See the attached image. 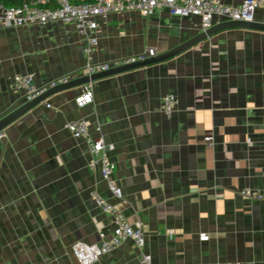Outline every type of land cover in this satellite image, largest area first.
<instances>
[{
    "label": "crops",
    "instance_id": "1",
    "mask_svg": "<svg viewBox=\"0 0 264 264\" xmlns=\"http://www.w3.org/2000/svg\"><path fill=\"white\" fill-rule=\"evenodd\" d=\"M254 22L264 24V9ZM202 33L199 18L167 9L114 15L88 55L73 25L5 29L0 120L27 103L15 76L49 86L88 64L166 54ZM92 85V104L77 106L83 86L53 94L4 131L0 264H79L73 246L99 244L114 227L95 194L147 236L144 250L127 241L95 264H145V255L151 264H264V200L241 195L264 188V32L223 31L167 62ZM169 95L178 100L172 117L162 110ZM81 120L93 140L115 147L122 199L90 167L88 143L67 129Z\"/></svg>",
    "mask_w": 264,
    "mask_h": 264
},
{
    "label": "built area",
    "instance_id": "2",
    "mask_svg": "<svg viewBox=\"0 0 264 264\" xmlns=\"http://www.w3.org/2000/svg\"><path fill=\"white\" fill-rule=\"evenodd\" d=\"M159 9H167L173 16L199 18L201 31L207 32L218 22H254L257 12L264 9V0H244L241 4H227L225 0H30L19 7L0 5V32L10 28L44 27L52 23L73 25L77 32L87 39L85 52L89 55L99 45L97 34L102 22H106L109 17L130 13L149 17ZM156 55V50L150 49L146 54L138 57L121 58L112 63L88 64L78 74L61 78L43 87L36 84L32 75H18L14 78V88L24 92L25 100L29 103L57 86L67 85L81 78H91ZM92 84L82 87L81 95L76 99L78 107L83 108L93 103ZM177 106V98L169 95L163 101L162 110L166 116L172 117ZM67 129L74 138L88 143L93 158L90 167L92 169L100 167L110 192L117 199H122L123 192L113 179L115 166L110 159V153L115 150V147L106 145L103 138L93 140L90 137L89 124L85 120L70 122ZM2 138L3 134L0 135V139ZM207 141L208 146L212 147L213 138L209 137ZM241 195L247 199L261 201L264 200V188L261 191L243 190ZM94 200L99 208L112 216L114 227L109 239L106 233L99 234L101 239L99 244L79 242L73 246V254L79 264H95L127 241H132L140 250L145 249L147 236L141 223H130L123 212L98 194L94 195ZM205 240H208V237ZM151 262L150 255L142 258V263L151 264Z\"/></svg>",
    "mask_w": 264,
    "mask_h": 264
},
{
    "label": "water",
    "instance_id": "3",
    "mask_svg": "<svg viewBox=\"0 0 264 264\" xmlns=\"http://www.w3.org/2000/svg\"><path fill=\"white\" fill-rule=\"evenodd\" d=\"M232 29H245V30H255V31L264 32V24L258 23V22H225L220 25L214 26L213 28L209 29L207 32H203L202 34H199L198 36H196V38H193L192 40L182 44L178 48L166 54L155 56V57H150L144 61L132 64V65L124 66L121 68H116L109 72L95 75L91 78H81V79L74 80L67 85L57 86L49 90L47 93H45L43 96L39 97L38 99L24 104L23 106L18 108L16 111L12 112L8 116L0 120V135H2L9 126L14 124L21 117H23L26 113L32 110L35 106L44 102L49 96L53 94L61 93V92L71 90L74 88H79L86 84H90V83H93V82H96L102 79H106L109 77H113L116 75L124 74V73L131 72L134 70H138V69H142V68H146V67H150L153 65L167 62L171 59H174L178 55L186 52L190 48H193L201 43H204L205 41H207L214 35L221 33L223 31L232 30Z\"/></svg>",
    "mask_w": 264,
    "mask_h": 264
},
{
    "label": "trees",
    "instance_id": "4",
    "mask_svg": "<svg viewBox=\"0 0 264 264\" xmlns=\"http://www.w3.org/2000/svg\"><path fill=\"white\" fill-rule=\"evenodd\" d=\"M26 1L30 0H0V5H5L6 7H19Z\"/></svg>",
    "mask_w": 264,
    "mask_h": 264
}]
</instances>
